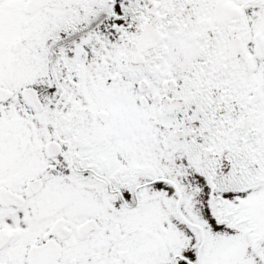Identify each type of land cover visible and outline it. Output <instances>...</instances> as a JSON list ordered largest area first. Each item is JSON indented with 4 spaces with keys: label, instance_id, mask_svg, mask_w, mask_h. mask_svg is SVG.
<instances>
[{
    "label": "snow or ice",
    "instance_id": "6c2138e0",
    "mask_svg": "<svg viewBox=\"0 0 264 264\" xmlns=\"http://www.w3.org/2000/svg\"><path fill=\"white\" fill-rule=\"evenodd\" d=\"M0 264H264V0H0Z\"/></svg>",
    "mask_w": 264,
    "mask_h": 264
}]
</instances>
